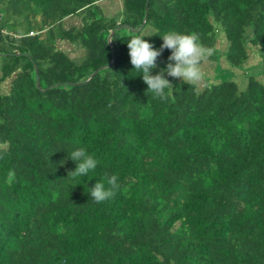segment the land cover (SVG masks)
Listing matches in <instances>:
<instances>
[{"label":"trees","instance_id":"16d2710c","mask_svg":"<svg viewBox=\"0 0 264 264\" xmlns=\"http://www.w3.org/2000/svg\"><path fill=\"white\" fill-rule=\"evenodd\" d=\"M106 2L0 0V264H264V81L165 75L153 98L127 46L195 34L264 60V0ZM79 148L97 167L68 178Z\"/></svg>","mask_w":264,"mask_h":264},{"label":"clouds","instance_id":"9594fccd","mask_svg":"<svg viewBox=\"0 0 264 264\" xmlns=\"http://www.w3.org/2000/svg\"><path fill=\"white\" fill-rule=\"evenodd\" d=\"M162 39L163 44L159 50L154 49L153 45L141 36H134L127 43L130 50V63L135 70L142 73V79L148 85L147 93L150 92L153 98L161 100H166L173 95L172 84L165 78L166 72L170 77L182 78L184 83L193 86L199 94V85L202 80L200 64L212 54L211 50L203 47L195 34L172 32L165 34ZM164 49L171 50V55L168 57L169 63L166 68L161 69L159 74L152 75L151 70L157 68V58ZM165 89L170 90L165 93ZM68 158L77 163L76 169L68 173V178L87 175L90 170H95L97 167V161L83 148L73 150ZM14 177L15 171L9 170L8 183H11ZM117 181V176L110 177L107 181L110 187L107 190L104 184L97 182L89 192L91 200L99 203L112 198L120 188Z\"/></svg>","mask_w":264,"mask_h":264},{"label":"rangeland","instance_id":"374dc122","mask_svg":"<svg viewBox=\"0 0 264 264\" xmlns=\"http://www.w3.org/2000/svg\"><path fill=\"white\" fill-rule=\"evenodd\" d=\"M107 11L118 12L121 2L120 0H107L106 2ZM77 19L69 18L67 20V24L76 23ZM218 44L217 51H211V55L204 60L200 64V69L202 73V80L201 83L204 82H218L223 79H233L239 83L241 89H243L246 85L247 74H253L259 77L261 80L264 81V60L261 54L257 51V49L253 48L249 59L240 66H230L227 63L226 55L223 53V50L227 46V41L224 40V37H221ZM255 49V51H253ZM79 54V53H77ZM165 75L167 73L165 72ZM168 76V75H167Z\"/></svg>","mask_w":264,"mask_h":264},{"label":"water","instance_id":"95a60500","mask_svg":"<svg viewBox=\"0 0 264 264\" xmlns=\"http://www.w3.org/2000/svg\"><path fill=\"white\" fill-rule=\"evenodd\" d=\"M112 34H113V33H111V35H110V37H109V41H111ZM38 85H40V78H39V77H38Z\"/></svg>","mask_w":264,"mask_h":264}]
</instances>
